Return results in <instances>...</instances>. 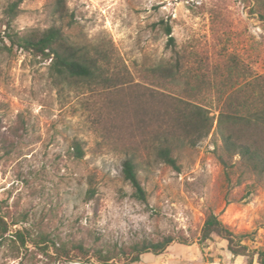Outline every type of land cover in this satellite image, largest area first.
I'll use <instances>...</instances> for the list:
<instances>
[{"label": "rangeland", "instance_id": "rangeland-1", "mask_svg": "<svg viewBox=\"0 0 264 264\" xmlns=\"http://www.w3.org/2000/svg\"><path fill=\"white\" fill-rule=\"evenodd\" d=\"M11 0H0V20ZM69 17L55 13V0H23L13 24L19 32L39 33L52 25L65 28L69 42L112 45L134 82L150 84V68L171 58L168 36L155 23L173 26L177 49L193 51L212 66L236 56L264 73V8L261 0H64ZM73 17L72 26H67ZM0 22V215L10 223L0 244V264H98L72 243L122 246L164 235L177 239L161 254L143 253L140 261L122 264H248L233 255L225 239L214 235L198 243L210 211L251 251L264 252V178L255 190L247 178L229 201L224 172L214 149V130L196 146L175 155L180 171L158 160L152 148L142 152L139 176L146 201L133 196L125 180V153L113 146L96 121L101 95L68 81H54L51 59L43 60L10 46ZM7 45V46H6ZM97 94V95H96ZM216 118V103L210 106ZM216 124V123H215ZM78 141L84 156L73 155ZM90 188L96 195L88 199ZM16 223V224H14ZM28 229L23 244L18 230ZM70 250L53 261L33 239L40 234ZM185 236L189 244L179 242ZM252 264H260L258 253Z\"/></svg>", "mask_w": 264, "mask_h": 264}, {"label": "trees", "instance_id": "trees-1", "mask_svg": "<svg viewBox=\"0 0 264 264\" xmlns=\"http://www.w3.org/2000/svg\"><path fill=\"white\" fill-rule=\"evenodd\" d=\"M23 0H11L4 8L0 20L6 25V37L10 46H17L43 60L51 59L50 74L54 81H68L79 89H87L101 95L95 106L99 126L104 135L114 138L113 146L125 153L122 171L125 180L133 187V196L146 201L147 192L139 176L142 152L152 148L158 160L180 171L175 155L183 146H196L213 130L217 136L214 154L221 164L228 186L226 197L247 178L256 180L248 184L255 190L264 178V73L258 74L236 56L217 61L212 66L193 51H180L173 34V26L164 19L155 23L168 36L171 58L160 66L150 68L147 83L134 82L128 67L116 56L112 45L100 42L95 45L71 43L65 28L52 25L46 30L19 32L13 24L20 12ZM264 8V0H261ZM55 13L69 17L64 0H55ZM67 26H72L73 17ZM7 46V45H6ZM96 94V95H97ZM216 103L219 115H210V106ZM216 123V124H215ZM76 158L84 156L78 141L72 145ZM96 195L90 188L88 199ZM16 224V223H14ZM10 223L0 215V244L9 232ZM30 232L18 230L16 236L25 244ZM216 235L228 242V249L235 255H247L248 264L258 261L264 264L263 251H251L242 242L243 235L235 233L213 211H210L201 229L198 243L202 245ZM177 238L164 235L157 240L144 238L130 245H87L84 239L72 243L82 255L93 256L98 264H122L121 260L140 261L143 253H163ZM40 246L49 241L42 233L33 239ZM179 242L189 244L184 236ZM55 255L48 254L49 245L40 246L53 261L68 255L70 250L56 246Z\"/></svg>", "mask_w": 264, "mask_h": 264}]
</instances>
